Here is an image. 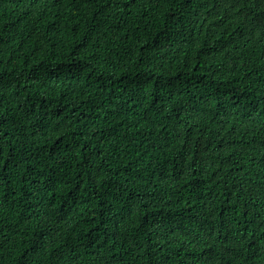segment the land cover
Here are the masks:
<instances>
[{"label": "trees", "instance_id": "1", "mask_svg": "<svg viewBox=\"0 0 264 264\" xmlns=\"http://www.w3.org/2000/svg\"><path fill=\"white\" fill-rule=\"evenodd\" d=\"M0 264H264V0H0Z\"/></svg>", "mask_w": 264, "mask_h": 264}, {"label": "bare ground", "instance_id": "2", "mask_svg": "<svg viewBox=\"0 0 264 264\" xmlns=\"http://www.w3.org/2000/svg\"><path fill=\"white\" fill-rule=\"evenodd\" d=\"M14 196V195H13Z\"/></svg>", "mask_w": 264, "mask_h": 264}]
</instances>
